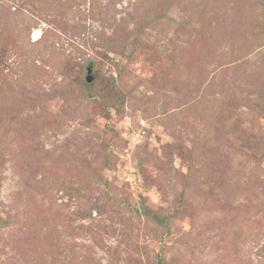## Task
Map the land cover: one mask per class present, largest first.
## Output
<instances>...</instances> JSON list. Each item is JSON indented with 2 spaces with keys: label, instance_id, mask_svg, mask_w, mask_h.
Here are the masks:
<instances>
[{
  "label": "rangeland",
  "instance_id": "1",
  "mask_svg": "<svg viewBox=\"0 0 264 264\" xmlns=\"http://www.w3.org/2000/svg\"><path fill=\"white\" fill-rule=\"evenodd\" d=\"M0 264H264V0H0Z\"/></svg>",
  "mask_w": 264,
  "mask_h": 264
},
{
  "label": "water",
  "instance_id": "2",
  "mask_svg": "<svg viewBox=\"0 0 264 264\" xmlns=\"http://www.w3.org/2000/svg\"><path fill=\"white\" fill-rule=\"evenodd\" d=\"M93 81V76L91 74V69L88 68L87 69V75H86V82L87 83H91Z\"/></svg>",
  "mask_w": 264,
  "mask_h": 264
},
{
  "label": "trees",
  "instance_id": "3",
  "mask_svg": "<svg viewBox=\"0 0 264 264\" xmlns=\"http://www.w3.org/2000/svg\"><path fill=\"white\" fill-rule=\"evenodd\" d=\"M146 215L151 216L153 219H155L156 221H159V217L155 214H151L150 212H147Z\"/></svg>",
  "mask_w": 264,
  "mask_h": 264
}]
</instances>
